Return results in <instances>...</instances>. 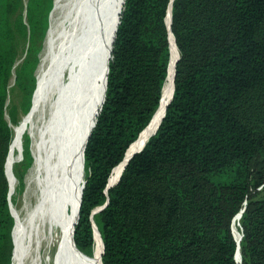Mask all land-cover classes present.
<instances>
[{"label":"trees","instance_id":"trees-1","mask_svg":"<svg viewBox=\"0 0 264 264\" xmlns=\"http://www.w3.org/2000/svg\"><path fill=\"white\" fill-rule=\"evenodd\" d=\"M21 1L0 0V264H9L14 224L4 174L6 112L18 118L16 106L8 110L9 83L26 113L53 4L27 0L23 17ZM170 2H123L104 102L84 149L75 244L91 254L94 222L102 264H264V195L254 197L264 185V0H172V98L155 134L106 189L161 104ZM31 163L27 139L13 166L21 188ZM245 202L238 263L231 226Z\"/></svg>","mask_w":264,"mask_h":264},{"label":"bare ground","instance_id":"bare-ground-1","mask_svg":"<svg viewBox=\"0 0 264 264\" xmlns=\"http://www.w3.org/2000/svg\"><path fill=\"white\" fill-rule=\"evenodd\" d=\"M121 4L122 0H54L35 72L37 85L31 108L23 125H11L13 136L5 161L11 195L16 185L13 165L21 153V136L28 131L34 161L24 176L23 207L11 206L15 242L11 264H102L99 234L94 232L92 256L87 259L74 245L72 231L82 184V147L102 101L106 64ZM63 8L64 22L56 23ZM170 52L161 104L124 159L112 169L108 186L118 180L128 157L148 140L163 116L172 93L178 54L173 36ZM12 84L13 79L9 87ZM44 104L46 110L36 121ZM232 230L238 242L239 262L240 217L233 219Z\"/></svg>","mask_w":264,"mask_h":264},{"label":"rangeland","instance_id":"rangeland-1","mask_svg":"<svg viewBox=\"0 0 264 264\" xmlns=\"http://www.w3.org/2000/svg\"><path fill=\"white\" fill-rule=\"evenodd\" d=\"M26 3H27V0H22L21 1V9H20V13L23 15V17L25 16V8H26ZM52 6H53V4H52ZM51 9H52V7H51ZM50 9V11L49 12H51L52 10ZM64 12H65V10H64V8L57 14V18H56V23L58 22L59 24H61V23H63L64 21V16H63V14H64ZM51 15V14H50ZM47 20H48V27H47V29H46V31L48 30V28H49V13H48V18H47ZM62 21V22H61ZM46 33L47 32H45V35H46ZM44 35V41H45V36ZM43 46H44V42H43ZM43 46H42V49H40V53H39V58H40V54H41V52H42V50H43ZM25 47L26 46H24L22 49H20V52H19V55H18V57H21V53L23 52L24 53V51H25ZM22 53V54H23ZM18 61H20V59L18 60ZM35 85H36V81H35ZM34 90H35V87H34ZM33 90V91H34ZM33 94V93H32ZM31 98H32V96H31ZM20 103H21V98H20V93H19V91H18V89L15 87V85L14 84H12L11 85V87L9 88V90H8V99H7V106H8V110L9 109H11L13 106H16V108H17V110H16V112H17V120H16V122H12V121H10V118H9V114L6 112V119L8 120V122H9V124H11V125H23V123H24V119H25V117L27 116V114H28V111L30 110V108H31V104H30V106H29V109H28V111L26 112V113H23L21 110H20ZM46 110V106H45V104L44 105H42L40 108H39V111H38V113H37V115H36V121H39V114L43 111H45ZM10 128H11V126H10ZM12 129V128H11ZM12 136H13V130H12ZM26 137H27V139H28V146H29V149H30V153H31V156H33V152H32V140H31V138H30V135L28 134V131L26 132V131H24L23 132V135L21 136V153H20V155L22 154V150L24 149V145H25V141L27 140L26 139ZM12 138V137H11ZM11 142H12V139L10 140ZM11 142H9V144L11 145ZM9 144H8V148H10V146H9ZM8 148H7V152L9 151L8 150ZM8 154V153H7ZM6 154V155H7ZM19 155V156H20ZM6 157L7 156H5V159H6ZM19 158V157H18ZM19 161V160H18ZM33 161H34V156L32 157V163H31V166H32V164H33ZM16 162H17V160H16ZM4 165H5V162H4ZM14 166V165H13ZM31 166L28 168V170H27V172L25 173L26 175H27V173L29 172V169L31 168ZM5 170V169H4ZM4 174H5V171H4ZM13 174H14V170H13ZM26 175H25V177H26ZM14 176H15V174H14ZM5 177H6V180H7V184H8V178H7V176L5 175ZM15 178H16V185H15V188L11 191V195H10V200H11V203H12V205H14L16 208H21V207H23V200H24V193H25V179H23V181H24V188H21L20 186H19V180L17 179V177L15 176ZM83 179H85V173L83 172V171H81V174H80V178H79V182L80 183H82V181H83ZM27 186H28V184H27ZM28 188H29V186H28ZM264 195V185L262 186V187H260V188H258L257 190H255L254 191V197H261V196H263ZM13 218H14V215H13ZM240 219H241V217H240ZM13 226H14V224H13ZM240 230H241V226H240ZM12 235H11V237H12V248H11V251H10V258H9V264H11V262H12V256H13V249H14V244H15V242L13 243V241H14V235H13V227H12ZM242 233V232H241ZM233 234H234V237H235V233H234V231H233ZM241 235V234H240ZM242 238V237H241ZM241 240V239H240ZM84 254V256L87 258V259H90L91 258V256H92V252H91V254L90 255H87V254H85V253H83ZM241 254V253H240ZM239 263V262H238Z\"/></svg>","mask_w":264,"mask_h":264},{"label":"water","instance_id":"water-1","mask_svg":"<svg viewBox=\"0 0 264 264\" xmlns=\"http://www.w3.org/2000/svg\"><path fill=\"white\" fill-rule=\"evenodd\" d=\"M123 2H124V0H122V4H121V8H120V11H119V14H118V20H117V24H116V27H115V29H114V33H113V38H112V40H111V46H110V52H109V57H108V60H107V64H106V71H105V81H104V89H103V96H102V101H101V104H100V106H99V110H98V112H97V114H96V117H97V115H98V113H99V111H100V109H101V106H102V104H103V102H104V98H105V91H106V84H107V73H108V66H109V60H110V58H111V52H112V43H113V40H114V37H115V32H116V29H117V26H118V23H119V18H120V12H121V9H122V5H123ZM171 2H172V0H171ZM171 2H170V7H171ZM53 6H54V0H53ZM53 6H52V9H53ZM51 9V10H52ZM169 13V23H167V21H166V23H167V26H168V29H169V39H170V36H173L172 34H171V31H170V22H171V11L170 12H168ZM50 14H51V12H49V21H50ZM49 26H50V22H49ZM49 29V28H48ZM48 31V30H47ZM46 31V32H47ZM47 34V33H46ZM46 36V35H45ZM173 40H174V38H173ZM178 58H179V55L177 54V57H176V60H175V63H176V61L178 60ZM174 73H175V65H174ZM35 77H36V73H35ZM173 80H174V78H173ZM36 85H37V77H36ZM36 85H35V88H36ZM33 93H34V91H33ZM172 94H173V87H172V93H171V96H170V99L172 98ZM32 98H33V94H32ZM32 98H31V103H32ZM170 99L168 100V102L170 101ZM168 102H167V104H168ZM167 104H166V106H167ZM160 105V104H159ZM165 106V107H166ZM159 107V106H158ZM158 107H157V109H158ZM156 109V110H157ZM156 112V111H155ZM155 112H154V114H155ZM164 113H165V111H164ZM164 113H163V116H162V118H161V120L163 119V117H164ZM154 114H153V116H154ZM153 116H152V118H153ZM96 117H95V119H94V122H93V124H92V126H91V128H90V130H89V132L87 133V136H86V138H85V141H84V145H83V147H82V152H81V167H82V170L84 171V149H85V146H86V143H87V141H88V139H89V137H90V134H91V132H92V129L94 128V126H95V123H96ZM151 118V119H152ZM161 120H160V122H161ZM150 122H151V120H150ZM149 122V123H150ZM160 122H159V124H160ZM149 123L147 124V126L149 125ZM159 124H158V126H159ZM9 126H11V124H9ZM146 126V127H147ZM158 126H157V128H158ZM145 127V128H146ZM144 128V129H145ZM157 128L154 130V132L149 136V138L152 136V135H154L155 134V132H156V130H157ZM143 129V130H144ZM142 130V131H143ZM142 131L139 133V135H138V137L136 138V140L139 138V136H140V134L142 133ZM148 138V139H149ZM136 140H134L133 142H135ZM148 141V140H147ZM147 141L142 145V147L141 148H139L137 151H134L129 157H128V159L126 160V162H125V165H124V167L126 166V164L129 162V160L136 154V153H138L140 150H142L143 149V147L145 146V144L147 143ZM132 142V143H133ZM131 143V144H132ZM130 144V145H131ZM130 145H129V147H130ZM128 147V148H129ZM128 148H127V150H128ZM127 150H126V152H127ZM126 152H125V154H126ZM125 154H124V157H125ZM33 157V156H32ZM22 158V154L19 156V158L17 159V161L18 160H20ZM124 159V158H123ZM124 169V168H123ZM5 175H6V172H5ZM120 178V177H119ZM119 178H118V180H119ZM117 180V181H118ZM117 181L114 183V184H116L117 183ZM84 184H85V179H83V181H82V184H81V189H80V192H79V197H78V203H77V214H76V220H75V222H74V226H73V231H72V241H73V243H74V245L76 246V244H75V241H74V237H73V235H74V227H75V224H76V222H77V219H78V216H79V209H80V203H81V196H82V191H83V188H84ZM113 184V185H114ZM113 185H111V186H113ZM111 186H106V189L107 188H109V187H111ZM7 200H8V207H9V209H10V212L12 213V208H11V206H12V204H11V200H10V193L8 192V194H7ZM106 203L107 202H105L102 206H100V207H97V208H95L94 210H93V213L94 212H96V211H98V210H100V209H102L105 205H106ZM245 204H246V202L244 203V205H243V207L239 210V212L233 217V219L235 218V217H241V215H242V213H243V211H244V209H245ZM12 215H13V213H12ZM233 221V220H232ZM231 228H232V226H231ZM93 229H94V232L96 231L98 234H99V232H98V230H97V228H96V226H95V224H94V222H93ZM241 231H242V228H241ZM11 235H12V233H11ZM99 236H100V234H99ZM241 237H242V233H241ZM100 239H101V237H100ZM13 240V239H12ZM236 241V240H235ZM101 242H102V240H101ZM13 243H14V241H13ZM236 244H237V248H236V252H235V261L236 262H238L237 260H236V253H237V250H238V242L236 241ZM103 242H102V253H103ZM102 253H101V255H102ZM239 263H241V254H239Z\"/></svg>","mask_w":264,"mask_h":264}]
</instances>
